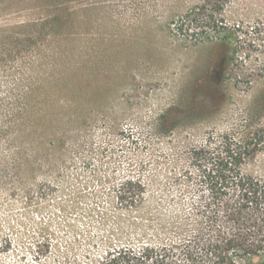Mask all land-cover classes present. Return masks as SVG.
Returning a JSON list of instances; mask_svg holds the SVG:
<instances>
[{
	"label": "rangeland",
	"instance_id": "1",
	"mask_svg": "<svg viewBox=\"0 0 264 264\" xmlns=\"http://www.w3.org/2000/svg\"><path fill=\"white\" fill-rule=\"evenodd\" d=\"M207 1L0 0V264H91L154 205L195 227L200 150L264 184V0H210L187 27ZM130 180L147 194L125 209Z\"/></svg>",
	"mask_w": 264,
	"mask_h": 264
},
{
	"label": "trees",
	"instance_id": "2",
	"mask_svg": "<svg viewBox=\"0 0 264 264\" xmlns=\"http://www.w3.org/2000/svg\"><path fill=\"white\" fill-rule=\"evenodd\" d=\"M209 1L183 15V23L189 28L201 26L205 18L209 19ZM241 162L242 154L232 148L218 157L206 150L198 151L194 168L200 185L197 189L204 200L200 205L193 204L192 209L201 222L193 228L186 227L180 203H172L166 213L154 205V224H146L135 239L118 230L108 239L107 248L91 259V264H235L237 258L250 260L253 256H262L255 264H264V184H255L248 178L246 187L239 169ZM184 176L193 180L195 173L185 169ZM232 182L242 194L234 205L227 199ZM145 187L140 181L124 183L117 192L121 208L138 206L142 188L144 203ZM243 202L248 203L247 209ZM66 263L72 264L68 258Z\"/></svg>",
	"mask_w": 264,
	"mask_h": 264
}]
</instances>
